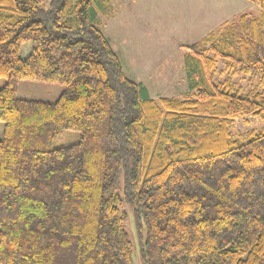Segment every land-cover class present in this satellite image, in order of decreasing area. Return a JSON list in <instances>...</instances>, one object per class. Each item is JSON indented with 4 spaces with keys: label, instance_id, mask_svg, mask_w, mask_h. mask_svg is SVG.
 Listing matches in <instances>:
<instances>
[{
    "label": "trees",
    "instance_id": "1",
    "mask_svg": "<svg viewBox=\"0 0 264 264\" xmlns=\"http://www.w3.org/2000/svg\"><path fill=\"white\" fill-rule=\"evenodd\" d=\"M254 1L185 48L188 97L155 100L101 30L113 0H0V264H135L124 204L142 264H264V130L232 131L264 120ZM20 80L64 90L21 99Z\"/></svg>",
    "mask_w": 264,
    "mask_h": 264
},
{
    "label": "rangeland",
    "instance_id": "2",
    "mask_svg": "<svg viewBox=\"0 0 264 264\" xmlns=\"http://www.w3.org/2000/svg\"><path fill=\"white\" fill-rule=\"evenodd\" d=\"M242 13L257 15L260 7L254 0H113L110 11L99 16L102 32L117 54L127 77L143 83L153 99H186L190 93L184 66L186 47L191 46L222 24ZM31 45L23 48L26 58ZM221 67V65H220ZM234 81L248 90L252 83L243 76ZM5 79L0 78V88ZM64 86L34 80H20L17 97L56 101ZM4 125L0 121V138ZM264 130V120L252 116L238 118L232 126L234 134ZM79 131H65L52 143V148L75 144ZM129 218L127 229L136 248L135 264H142L133 211L123 205Z\"/></svg>",
    "mask_w": 264,
    "mask_h": 264
},
{
    "label": "crops",
    "instance_id": "3",
    "mask_svg": "<svg viewBox=\"0 0 264 264\" xmlns=\"http://www.w3.org/2000/svg\"><path fill=\"white\" fill-rule=\"evenodd\" d=\"M233 1V0H232Z\"/></svg>",
    "mask_w": 264,
    "mask_h": 264
}]
</instances>
